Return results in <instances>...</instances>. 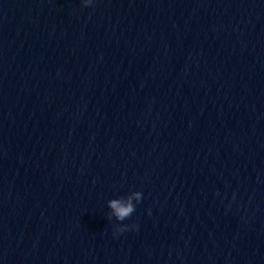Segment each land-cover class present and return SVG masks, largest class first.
Instances as JSON below:
<instances>
[{
    "label": "water",
    "instance_id": "obj_1",
    "mask_svg": "<svg viewBox=\"0 0 264 264\" xmlns=\"http://www.w3.org/2000/svg\"><path fill=\"white\" fill-rule=\"evenodd\" d=\"M0 264H264V0H0Z\"/></svg>",
    "mask_w": 264,
    "mask_h": 264
},
{
    "label": "clouds",
    "instance_id": "obj_2",
    "mask_svg": "<svg viewBox=\"0 0 264 264\" xmlns=\"http://www.w3.org/2000/svg\"><path fill=\"white\" fill-rule=\"evenodd\" d=\"M85 7L91 6L93 0H82ZM142 199V193L139 191L131 192L126 197H119L110 199L108 201V207L110 208V217L114 216L117 221H124L131 217L135 211L136 204L140 203ZM135 201V203H134ZM127 230V226H121L116 229L117 232H123Z\"/></svg>",
    "mask_w": 264,
    "mask_h": 264
}]
</instances>
